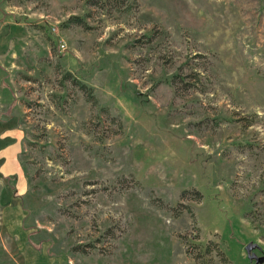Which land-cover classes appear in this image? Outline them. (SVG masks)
<instances>
[{"label": "rangeland", "instance_id": "rangeland-1", "mask_svg": "<svg viewBox=\"0 0 264 264\" xmlns=\"http://www.w3.org/2000/svg\"><path fill=\"white\" fill-rule=\"evenodd\" d=\"M0 264H264V0H0Z\"/></svg>", "mask_w": 264, "mask_h": 264}, {"label": "water", "instance_id": "water-1", "mask_svg": "<svg viewBox=\"0 0 264 264\" xmlns=\"http://www.w3.org/2000/svg\"><path fill=\"white\" fill-rule=\"evenodd\" d=\"M255 248H256V245L255 244H248L246 246V251H247L248 257L251 260L256 259V255L253 253V251H254Z\"/></svg>", "mask_w": 264, "mask_h": 264}, {"label": "trees", "instance_id": "trees-1", "mask_svg": "<svg viewBox=\"0 0 264 264\" xmlns=\"http://www.w3.org/2000/svg\"><path fill=\"white\" fill-rule=\"evenodd\" d=\"M201 245V244H200ZM201 246H203V245H201ZM206 251L208 250V247H207V245H206V249H205ZM206 251H205V253H206Z\"/></svg>", "mask_w": 264, "mask_h": 264}]
</instances>
